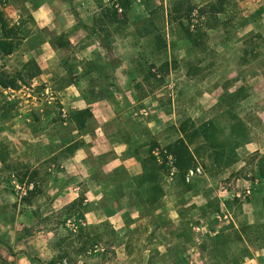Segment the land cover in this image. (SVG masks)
<instances>
[{
    "label": "rangeland",
    "instance_id": "374dc122",
    "mask_svg": "<svg viewBox=\"0 0 264 264\" xmlns=\"http://www.w3.org/2000/svg\"><path fill=\"white\" fill-rule=\"evenodd\" d=\"M223 3L0 0V264H264V0Z\"/></svg>",
    "mask_w": 264,
    "mask_h": 264
},
{
    "label": "trees",
    "instance_id": "16d2710c",
    "mask_svg": "<svg viewBox=\"0 0 264 264\" xmlns=\"http://www.w3.org/2000/svg\"><path fill=\"white\" fill-rule=\"evenodd\" d=\"M224 0H220V4H213L211 5L210 9L212 12L220 14L224 11ZM118 5L120 9L122 10L121 13H119V9L114 10L113 15L116 19H118L119 16H125L126 13L131 9V0H118ZM119 20V19H118ZM191 36L192 34L189 33ZM16 31L14 27H10L8 24L4 13L0 10V54H3L5 56H9L14 53L17 43H16ZM169 63H166L163 65V68L168 67ZM169 69H167L168 71ZM0 87L4 89H17L19 87L17 79L8 76L5 73H0ZM93 118V113L90 108H86L84 110H79L73 115V119L75 123L78 125L80 129H83L86 127L88 121ZM187 128L185 126L182 127L181 133L183 134L184 138L179 139L177 142H175L173 145H170L168 147L169 154L174 156V166L177 168V170L181 174H186L188 170L195 167V157L189 147V140L187 135ZM207 136V133H205ZM188 141V142H187ZM77 146V147H76ZM75 146V149L78 148V145ZM37 173H32L31 180L27 183V194L26 197H24V201L27 204L32 203V197L35 196V190L37 189V185L34 184L33 189H30L31 182H34L33 179L35 178V175ZM149 177V176H148ZM37 192V191H36ZM84 205V199L79 198L75 200L73 203H71L67 207V211L72 212L75 210H81L82 206ZM81 219H85L83 214H80ZM82 231H80V234ZM66 240L63 242L65 243ZM96 245L95 242H86L84 245H82L81 248L77 249L78 253H83L87 251L88 246L92 247ZM61 258H66V253L61 256ZM72 261L68 262L71 263Z\"/></svg>",
    "mask_w": 264,
    "mask_h": 264
},
{
    "label": "crops",
    "instance_id": "0c3cea01",
    "mask_svg": "<svg viewBox=\"0 0 264 264\" xmlns=\"http://www.w3.org/2000/svg\"><path fill=\"white\" fill-rule=\"evenodd\" d=\"M69 104H71L72 106H74L73 108H74V110H84V109H86V108H89L90 106L85 102V100H83L82 98H75V102L73 103V102H71V103H69ZM91 111H92V113L94 114V109H91ZM258 115H259V117L262 119V120H264V109L260 112V113H258ZM101 133H102V137H101V139L100 140H105V141H108V138L106 137V135L104 134V132H102L101 131ZM105 141H102V143L104 142L105 143ZM78 154H79V152H78ZM76 157V160L78 161L79 160V158H80V156H75ZM75 158H72L70 161L72 162V160H74ZM77 193H72V194H69L68 192L67 193H64L61 197H60V199L61 200H65L66 201V199L68 198V200L66 201V204H69L70 202H72V201H74L76 198H77V196L78 195H76ZM60 201V200H59Z\"/></svg>",
    "mask_w": 264,
    "mask_h": 264
},
{
    "label": "built area",
    "instance_id": "2783aa9c",
    "mask_svg": "<svg viewBox=\"0 0 264 264\" xmlns=\"http://www.w3.org/2000/svg\"><path fill=\"white\" fill-rule=\"evenodd\" d=\"M194 172L192 171L191 174H193Z\"/></svg>",
    "mask_w": 264,
    "mask_h": 264
}]
</instances>
